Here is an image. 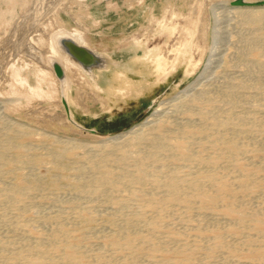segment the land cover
Returning a JSON list of instances; mask_svg holds the SVG:
<instances>
[{"label":"rangeland","instance_id":"374dc122","mask_svg":"<svg viewBox=\"0 0 264 264\" xmlns=\"http://www.w3.org/2000/svg\"><path fill=\"white\" fill-rule=\"evenodd\" d=\"M232 1L234 0H205V3L209 4L206 14L208 23L205 45L207 47L212 45L214 49L212 52L209 49L203 52L196 50L197 58L195 57L194 60L197 62L195 61L194 66H188L187 60L180 56L181 63H178L176 70L163 81H159L161 73L156 72L148 62L140 63L134 60L137 55L142 54V51L134 48L132 38L146 27L150 15L160 18L167 5H176L182 12H187L189 0L66 2L69 7V18L64 19V27L72 30L78 22L86 32V38L92 46L90 49L106 56L110 62L106 71L96 69L91 73H85L81 70L90 82L89 78H92L103 88L102 92L86 88L82 95V103L89 107L88 112L83 108L67 105L71 118L81 125L82 129L67 120L65 106L59 99L60 81L53 71L35 65L29 66L27 63L16 64L17 61L13 62L14 59L9 54L8 48H5L4 42L10 29L9 23L13 20L11 17L9 19L8 15L12 14L13 17L23 13L30 0H0V150H2L0 154L3 155V158H0V175L5 174L0 176V192H2L0 193V248L4 249H0L1 264H11V260L12 264L15 262L23 264L24 255L38 257L46 253L43 260L45 264H155L167 257L171 259V264H264V260L261 261L264 259V239L255 228L256 222H254L264 217V46L259 40L264 37V20L254 22L243 18L244 21L236 13L229 12ZM216 8L217 11H214ZM159 39L161 43L167 42V33L158 35L157 41ZM257 51L262 55L256 56ZM5 54L8 56L7 61L10 60V65H7L9 68L4 65ZM186 57L188 58L189 55ZM251 63L254 66L250 67ZM116 71L123 72L134 86L128 97H121L114 91V88L123 85V81L116 78ZM192 83L194 89L192 88L187 96L180 98H183L181 101L184 103L176 105V108L181 105L179 108L175 109V104L167 106L168 108L165 106L166 109L163 108L152 118L154 121H151L150 125L137 131L149 134V137L159 133L166 135V139L169 137L167 142L171 143L173 139L184 136L180 142L189 145H187L189 155L174 159L175 157L168 156L171 154L169 150L168 152L163 150L164 153L162 151L157 154L159 156L157 161L143 160L150 177L143 180V183L135 184L131 179L138 173L135 170L136 166L133 167L135 165L133 161L141 160L151 150L152 144L149 145L150 142L144 140L130 145L129 142L124 141L134 134L126 135L128 139L124 137L125 140L121 139L119 144H126V149L129 147L127 150L131 160L124 165L116 158L117 152L110 153L109 146L103 149L104 145L95 142L96 138L110 137L135 127L162 101L167 103L173 100ZM111 86L113 88L109 89ZM75 87L71 85L70 97H76ZM231 90L235 92L234 95L241 97L234 98L233 95L229 99L227 94ZM200 92H205L204 101L208 102H204L203 109L185 102L193 96V93L197 95L195 93ZM221 99L225 102L222 103ZM210 100L212 103L209 102ZM213 100L221 103H214ZM226 100L230 101V104L229 102L227 104ZM234 100H237V103H234ZM184 105L191 110L184 108L186 107ZM216 108L220 110L217 111ZM201 112L207 113L202 115ZM209 112H213L212 114L217 117ZM60 114L62 117L59 116ZM213 117L220 122H216ZM227 118L233 120V123L229 124L231 127L222 126V121ZM215 123L219 126H215ZM89 129L95 132H90ZM187 132L188 134H185ZM216 136L219 137L216 139ZM60 140L67 142L63 145L64 142ZM153 144L157 146L159 143ZM82 145L85 147L82 148ZM133 146H136L138 152ZM233 146L237 148L235 153L230 152ZM57 148L61 151L59 152ZM97 148H101V151ZM85 154L88 158H84ZM103 157H106L104 163L106 167L94 168L93 161L99 162ZM102 170L110 171V184L96 181L100 179ZM169 180L178 182L184 188H181L183 191L180 196L178 195L177 201L171 204L166 202L169 194L165 182ZM194 181H200L201 185L198 191L195 190L196 194L192 188ZM243 181L248 185L242 186ZM160 182L162 185H159ZM221 182L230 192L220 194L214 205L202 203L201 197L204 192L208 195L215 194V186ZM7 188L14 189L15 193L8 195ZM96 188L100 190H94ZM23 190L25 192L27 190L26 194ZM197 192L201 193L200 196ZM29 194L31 197L28 198ZM230 204L232 208L234 207L232 209L234 213L227 206ZM158 217L159 222H157ZM155 219L158 226L149 228L148 222ZM131 222L133 223L130 224ZM129 224L135 225L132 226L133 229ZM131 229L132 234V231H129ZM134 230L137 233H134ZM129 235L143 237L145 241H137L140 245L136 242L131 249L124 246L117 248L110 244L114 239L122 243L130 237ZM216 235H219L218 240ZM135 237L130 238L135 239ZM66 246H70L69 248L74 252L72 261L64 258V251L69 249ZM136 247L138 248L135 249ZM252 249L259 250L262 256L259 259L254 258V261L251 260ZM133 258L137 262L132 260Z\"/></svg>","mask_w":264,"mask_h":264},{"label":"bare ground","instance_id":"6f19581e","mask_svg":"<svg viewBox=\"0 0 264 264\" xmlns=\"http://www.w3.org/2000/svg\"><path fill=\"white\" fill-rule=\"evenodd\" d=\"M68 1H72V0H30L28 6L25 8V10L23 11V13H21L20 15L18 16H13L12 17V14L8 15V18L10 19H13L10 23H9V32H8V38L6 37V41L4 42V45H5V48H8L9 50V54H11L12 56V59H14L13 62H16V64H21V63H27L29 66H38L40 68H44V69H50L51 71H53V73L55 74V76L59 79L60 81V98L61 100L65 103V104H72V105H75L76 107L78 108H83L85 112H88V108L86 107V104L82 103L83 99H82V95L83 93H85L86 91V88H90L92 90H94L95 92H102L103 91V88L100 87L98 85V83L92 79V78H89L91 79V82L87 79L86 76H84V74L82 73L81 70L85 71V73H91V70L88 69V68H83L82 65L77 61L75 60L71 54L67 51V48L65 46V44L63 43L64 40H70L72 42H74L75 44L77 45H80L86 49H89L91 51H94L92 49H90L92 46L90 44V42L87 40L86 38V32L84 31V28L81 27L79 25L78 22H76V27H73L72 30H69L67 28H65V24H64V19L65 18H69V7H67L68 5L66 4V2ZM235 1V0H234ZM246 1V0H245ZM230 2V1H229ZM233 2V1H232ZM65 3V5H64ZM246 3H250V2H247ZM220 4V3H219ZM188 11L187 12H182L179 7H177L176 5L174 6H171V5H167L161 15L160 18L156 17L155 15H150V18L148 20V23L146 25V27L142 28L141 31L138 33V34H135V36L132 38V44L134 46V48H137V49H141L142 51V54L140 56H136L134 58L135 61L137 62H140V63H149L150 65H152L155 69L156 72H159L161 73V76L159 77V81H163L167 78V76L171 73H173L176 68L178 67V63H181L179 61V57L181 56L183 59H186L187 62H188V66H194L196 65V62L197 60H194V58L196 57L195 55V52H197L198 50L200 51H204L206 49H209L210 52H212V50L214 49V47L211 45L210 47H207L205 45V38H206V35H207V21H206V18H207V7L209 4L205 3V0H189L188 2ZM215 7V6H214ZM213 7V8H214ZM264 7H261V6H248V5H236V6H229V12H232V13H236L237 15H239L242 19L244 18L245 20H249V21H254V22H261L262 20H264ZM213 11V10H212ZM214 11H217V8L216 10ZM215 13V12H214ZM234 16V15H233ZM238 16V17H239ZM73 18V17H72ZM240 19V18H239ZM243 19V20H244ZM236 20V19H235ZM244 20V21H245ZM242 21V20H241ZM257 26V25H256ZM262 26V25H261ZM261 29V28H259ZM163 33H167L168 35V39L166 40L167 42H163L161 43V39H159L157 41V37L158 35H162ZM261 37V36H260ZM259 37V38H260ZM258 38V37H256ZM255 38V39H256ZM258 38V39H259ZM252 39V38H251ZM250 39V40H251ZM257 39V41H258ZM261 44H263L264 46V37H261V39H259ZM254 42V41H253ZM252 42V43H253ZM259 44V45H261ZM254 45V44H253ZM257 46V45H255ZM258 47V46H257ZM253 48V47H252ZM197 50V51H196ZM260 51H262L260 49ZM258 53V51H257ZM263 53V52H262ZM261 53H258V55L256 56H261L259 55ZM189 55V57L187 58L186 56ZM197 55H199L197 53ZM7 55L5 54V58H4V61H5V67H8L10 64V60L7 61ZM197 58V57H196ZM11 59V60H12ZM264 59V58H263ZM183 61V60H182ZM196 61V62H195ZM252 62V61H251ZM253 62H254V59H253ZM248 63V62H247ZM258 63V62H257ZM262 63V62H261ZM15 64V65H16ZM3 65V66H4ZM8 65V66H7ZM252 65L254 66L253 63H251L250 67H252ZM259 66V65H258ZM9 68V67H8ZM255 68V67H254ZM258 68V67H257ZM260 68V67H259ZM264 68V67H263ZM250 69V68H249ZM256 69V68H255ZM9 70V69H8ZM251 70V69H250ZM254 70V69H253ZM257 70V69H256ZM256 70L254 71L256 73ZM261 70V69H260ZM264 70V69H263ZM252 71V70H251ZM259 71V70H258ZM250 72V71H249ZM253 72V71H252ZM116 78L117 79H120L121 81H123V85L118 86L116 88H114V91H116V93L118 95H120L121 97H128L127 95H129L134 86L132 85V83L128 80V78L124 75L123 72H119V71H116ZM264 73V72H263ZM163 74V76H162ZM261 74V73H260ZM257 75V74H255ZM264 75V74H263ZM89 76V75H88ZM251 76H254V75H251ZM259 76V74H258ZM91 77V76H90ZM248 79V78H247ZM259 79V78H258ZM262 79V78H261ZM251 80V79H250ZM245 83V81L243 82ZM242 83V84H243ZM256 83V82H255ZM241 84V83H240ZM238 84V85H240ZM248 84V83H247ZM250 84V83H249ZM71 85H75L76 87V97H70V89H71ZM193 83L190 84L189 86H187L182 92L181 94L174 98L173 100L165 103L164 101H162L158 107L155 108V110L146 118L144 119L141 123H139L138 125H135V127L123 132V133H120V134H115L113 136H110V137H103V138H99L95 141V142H98L100 144H103L104 145V148L103 149H106V147H111L110 149V153L112 151L114 152H117L116 154L118 155L116 158L118 159V161L121 163V164H124L126 165V163L131 160L130 158V153L129 151L127 150L129 147H125L126 144H119L120 143V140L123 139L125 137V139L127 138L128 139V134H134L133 136H131V138H129L128 140L124 141V142H129L130 145H135V144H138L139 142H144V140H147L149 141V145L152 144L150 147H151V150L149 152H147L144 157H142L141 160L137 159L133 162H135L134 166H136V169L137 170V175L136 177L132 178L131 181L134 182L135 181V184H138V183H143V180H145L146 178H149V174L147 172V167L144 166V161L143 160H146V161H157L158 157L157 154L160 152H162L163 150H165L166 152H168L167 150H169L171 152V154L168 156H173L175 157L174 159H177V158H180V157H185V156H188V147L187 145L188 144H184V143H181L180 142V139L183 138V137H179V138H176V139H173V143L171 142H167V139L169 140V137L166 139V135H161L160 133L159 134H152L151 137H149L148 135L149 134H143V133H138L140 130H143L146 126V125H150L149 123H151V121H154L152 118L155 117L156 115H158V112H161L163 108H165V106H169L170 105H174L175 104V109L179 108L177 107L176 108V105H178L179 103L183 104L184 102L181 101L182 99H180L182 96H187L189 93L190 90H192V88L194 86ZM246 85V84H245ZM244 85V87H246ZM228 86H230L228 84ZM235 86V85H234ZM256 86H259V85H256ZM233 87V86H232ZM262 87V86H261ZM113 87L111 86L109 89H112ZM247 88V87H246ZM250 88V86H249ZM252 88V87H251ZM259 88V87H258ZM194 89V88H193ZM229 89V88H228ZM232 89V88H231ZM241 90V89H240ZM257 90V89H256ZM262 90V89H261ZM202 91V89L200 90ZM227 91V90H226ZM263 91V90H262ZM261 91V92H262ZM194 92V91H193ZM199 92V90H198ZM223 93V92H222ZM221 93V94H222ZM235 92H232L229 91V93L227 94V96L229 97L230 99V96H233ZM264 93V92H263ZM263 93H261L263 95ZM197 95H194L193 93V96H191V98L189 99H185L184 101L189 104H192L194 106H197V107H201L200 109H203L202 106L203 104H205L204 102H207V101H204L205 98H204V95H205V92H200V93H195ZM207 94V93H206ZM212 94V93H211ZM259 94V93H258ZM260 94V95H261ZM191 95V94H190ZM208 96V95H207ZM220 96V95H219ZM223 96V95H222ZM225 96V97H227ZM235 97L234 98H238V96L240 95H234ZM210 97V96H209ZM213 97V96H212ZM211 97V98H212ZM241 97V96H240ZM256 97V96H255ZM187 98V97H186ZM180 99V100H179ZM220 99V98H219ZM241 99V98H240ZM84 100H85V97H84ZM87 100V99H86ZM215 100L216 97H215ZM179 101V102H178ZM219 101V100H218ZM222 101V99H221ZM220 102H217V101H214L213 102L215 103H221ZM224 101V100H223ZM222 101V103H223ZM227 104L229 102L230 104V101L226 100ZM235 101V100H234ZM237 101V100H236ZM234 102V103H237V102ZM240 101V100H239ZM62 102V103H63ZM104 102V101H103ZM102 102V105H104V103ZM173 102V103H172ZM211 102V100L209 101ZM225 102V101H224ZM231 102H233V100H231ZM208 103V102H207ZM212 103V102H211ZM256 103V102H255ZM233 104V103H231ZM222 105V104H221ZM219 105V106H221ZM186 106V105H184ZM191 106V105H190ZM211 107H215V106H211ZM260 107V106H259ZM168 108V107H167ZM184 108H188V106L184 107ZM190 108V107H189ZM188 110H191L189 109ZM193 108V107H192ZM166 109V108H165ZM211 109V108H210ZM217 111L220 110L218 108H216ZM186 110V112L188 111ZM196 110V109H194ZM212 110V109H211ZM214 110V109H213ZM228 110V109H227ZM65 114H66V117H67V120L71 121V114H70V111L66 110V105H65ZM177 111V110H176ZM200 111V110H199ZM216 111V112H217ZM231 111V110H230ZM191 112V111H190ZM196 112V111H195ZM208 112V111H207ZM206 112V113H207ZM215 112V111H213ZM213 112H209L211 115H214L212 114ZM223 112V111H222ZM192 113V112H191ZM202 115H204L203 113L205 112H201ZM205 113V114H206ZM227 113V112H226ZM230 113V112H228ZM227 113V114H228ZM161 114V113H159ZM209 115V114H207ZM210 115V116H211ZM218 115V114H217ZM231 115V113L229 114ZM234 116V114H232ZM231 115V116H232ZM59 116L62 117V114H60ZM215 117H217L216 115H214ZM232 116V117H233ZM215 117H213L212 119H214ZM56 119V118H55ZM211 119V118H210ZM209 119V120H210ZM219 119V118H218ZM239 119V118H238ZM161 120V119H160ZM171 120V119H170ZM169 120V121H170ZM217 121V118L214 119ZM220 120V119H219ZM223 120V119H222ZM235 120V119H234ZM250 120V119H249ZM53 121H54V118H53ZM166 121V119H165ZM172 121V120H171ZM174 121V120H173ZM212 121V120H211ZM233 120H231L230 118H227L225 119L223 122V125L222 126H228V127H231L229 126V124H231ZM241 121V119H240ZM237 120V122H240ZM220 122V121H219ZM218 122V123H219ZM154 123V122H153ZM166 123V122H165ZM164 123V124H165ZM169 123V122H168ZM233 123V122H232ZM236 123V121H235ZM244 123V122H243ZM242 123V124H243ZM163 124V123H162ZM188 124V123H187ZM210 124V123H209ZM246 124V122H245ZM249 124V123H248ZM157 125V124H156ZM236 125V124H235ZM158 128H159V125H157ZM214 126V125H213ZM215 126L216 123H215ZM219 126V125H218ZM217 126V127H218ZM220 126H221V123H220ZM238 126V125H237ZM250 126V125H249ZM144 127V128H143ZM149 127V126H148ZM161 127V126H160ZM240 127V126H239ZM244 127V125H243ZM24 128V127H23ZM157 128V127H156ZM157 128V129H158ZM162 128H165L162 126ZM171 128V127H170ZM194 128V127H193ZM199 128V127H198ZM197 128V129H198ZM204 128V127H203ZM202 128V129H203ZM241 128V127H240ZM246 128V127H245ZM245 128L243 130H245ZM248 128V127H247ZM140 129V130H139ZM151 129V128H149ZM153 129V128H152ZM161 129V128H160ZM159 129V130H160ZM174 129V128H173ZM214 129V128H213ZM235 129V128H234ZM242 129V128H241ZM250 129V127L248 128ZM156 130V129H155ZM171 130V129H170ZM178 131H180L179 129H177ZM207 130V129H206ZM252 130V129H251ZM255 129H253L252 131H254ZM138 131V132H137ZM150 131V130H149ZM168 131V130H167ZM166 131V132H167ZM182 131V130H181ZM197 131V130H195ZM199 131V130H198ZM205 131V129H204ZM221 131V130H220ZM247 131V130H246ZM157 132V131H156ZM200 132V131H199ZM206 132V131H205ZM204 132V133H205ZM217 132V131H216ZM236 132V131H235ZM11 133V132H10ZM42 133V132H41ZM146 133V132H145ZM152 133V131H151ZM195 133V132H194ZM193 133V134H194ZM198 133V132H196ZM203 133V132H202ZM203 133V134H204ZM215 133V132H214ZM237 133V132H236ZM240 133V132H239ZM167 134V133H165ZM185 134H188L185 133ZM202 134V135H203ZM206 134V133H205ZM220 134V133H219ZM218 134V135H219ZM26 135V134H25ZM47 135V134H46ZM127 135V136H126ZM161 135V136H160ZM169 135V134H168ZM179 135V134H178ZM191 135V134H190ZM198 135V134H197ZM221 135V134H220ZM231 135V133H230ZM175 136L177 137V134H175ZM25 137V136H24ZM207 137V135H206ZM219 137V136H218ZM216 136V139L218 138ZM189 138V137H188ZM194 138V137H193ZM230 138V137H229ZM123 139V140H125ZM206 139V138H205ZM215 139V140H216ZM223 139V138H222ZM122 140V141H123ZM186 140V139H185ZM224 140V139H223ZM56 141V140H55ZM60 141H63L61 142L63 145H65V142L67 141H64V140H60ZM70 141V140H68ZM170 141H172L170 139ZM201 141V140H200ZM217 141V140H216ZM71 142V141H70ZM74 142V141H73ZM78 142V141H77ZM92 142V141H91ZM146 142V141H145ZM155 142H158L159 144L156 146L154 145L153 143ZM188 142V140H187ZM223 142V141H221ZM59 143V142H58ZM76 143V142H75ZM80 143V142H78ZM189 143V142H188ZM7 144V143H6ZM92 144V143H91ZM90 144V145H91ZM143 144V143H142ZM218 144V143H217ZM11 145V144H10ZM69 145V144H68ZM99 145V144H98ZM192 145V144H191ZM224 145V144H223ZM72 146V145H71ZM75 146V145H74ZM84 145H82V148H83ZM96 145L94 144V147ZM129 146V144L127 145ZM160 146V148L158 147ZM189 146V145H188ZM258 146V145H257ZM68 148V146H66ZM85 147V146H84ZM92 147V146H91ZM101 147V145H100ZM125 147V148H124ZM132 147V146H130ZM134 147V146H133ZM249 147V146H247ZM10 148V147H9ZM14 148V147H13ZM87 148V147H86ZM136 148V146L134 147ZM229 148V147H228ZM58 149V148H57ZM94 149V148H93ZM96 149V148H95ZM98 150H100L101 148H97ZM137 149V148H136ZM191 149V148H190ZM59 150V149H58ZM65 150V149H64ZM81 150V149H80ZM83 150V149H82ZM85 150V149H84ZM88 150V148H87ZM144 150V149H142ZM213 150V149H212ZM220 150V149H219ZM230 152L232 153H235L237 148L235 146L231 147L230 148ZM2 151V150H0ZM61 151V149L59 150V152ZM95 151V150H94ZM97 151V150H96ZM101 151V150H100ZM103 152L104 151H107V150H102ZM222 151V150H221ZM253 151V150H252ZM89 152V151H88ZM137 152H138V149H137ZM169 152V153H170ZM5 153V152H4ZM10 153V152H9ZM65 153V152H64ZM96 153V152H95ZM159 153V154H160ZM164 153V151H163ZM205 153V152H204ZM215 153V152H214ZM87 154V153H86ZM85 154V157L84 158H88L86 156L90 155V152L88 153V155ZM97 154V153H96ZM109 154V153H108ZM107 154V155H108ZM167 154V153H166ZM188 154V155H187ZM55 155V154H54ZM58 155V154H57ZM81 155V154H80ZM84 155V154H83ZM98 155V154H97ZM102 155V154H101ZM113 155V154H112ZM111 155V156H112ZM206 155V153H205ZM227 155V154H226ZM232 155V154H231ZM230 155V156H231ZM94 156V153L93 155H91V157ZM96 156V155H95ZM100 156V155H99ZM103 156H104V153H103ZM109 156V155H108ZM107 156V157H108ZM110 156V157H111ZM138 156V154H137ZM136 156V157H137ZM142 156V154H141ZM161 156V155H160ZM167 156V155H166ZM165 156V158H166ZM167 156V157H168ZM195 156V155H194ZM234 156V155H233ZM42 157V156H41ZM44 157V156H43ZM98 157V156H96ZM171 157V158H173ZM205 157V156H204ZM0 158L2 159L3 158V155L0 154ZM18 158V157H17ZM21 158V157H20ZM31 158V157H30ZM90 158V157H89ZM93 158V157H92ZM99 158V157H98ZM109 158V157H108ZM26 159V158H25ZM28 159V158H27ZM52 159V158H51ZM96 159V158H95ZM164 159V158H163ZM228 159V156L227 158ZM225 159V160H226ZM37 160V159H36ZM87 160V159H86ZM90 160V159H89ZM92 160V159H91ZM94 160V159H93ZM108 160V159H107ZM23 161V160H22ZM110 161V160H109ZM111 161H112V158H111ZM117 161V160H116ZM159 161V160H158ZM33 162V161H32ZM56 162V161H55ZM89 162V161H88ZM91 162V161H90ZM94 162V165L93 167L94 168H100L102 169L103 166L106 167L104 165V163L106 162V157H103L99 162H97V160L93 161ZM97 162V163H95ZM118 162V163H119ZM27 163V162H26ZM29 163V162H28ZM119 163V164H120ZM4 164V163H3ZM6 164V163H5ZM35 164V162H34ZM38 164V163H37ZM54 164V163H52ZM108 164V162H107ZM110 164V163H109ZM129 164V163H128ZM147 164V163H146ZM9 165V164H8ZM11 165V164H10ZM36 165V164H35ZM199 165V164H198ZM5 166V165H4ZM91 166V165H90ZM161 166V165H160ZM165 166V165H164ZM1 167V166H0ZM81 167V166H80ZM91 167V168H93ZM116 167V166H115ZM122 167V166H121ZM159 167V166H158ZM192 167V166H191ZM79 168V167H78ZM123 168V167H122ZM175 168V167H174ZM186 168V167H185ZM194 168V167H193ZM217 168V167H216ZM7 169V168H6ZM36 169V168H35ZM62 169V168H61ZM88 169H90L88 167ZM111 169V168H110ZM108 169V170H110ZM169 169V167L167 168ZM63 170V169H62ZM92 170V169H90ZM99 170V169H98ZM107 170V171H108ZM112 172H113V169H111ZM110 170V171H111ZM174 170V169H173ZM179 170V169H178ZM59 171V170H58ZM109 171V172H110ZM200 171V169H199ZM109 172H106V171H103L100 172L101 174V177L100 179L96 180L98 181L99 183L101 182L102 184L104 182H107V184H110V173ZM123 172V171H122ZM152 172V171H151ZM196 172V171H195ZM202 172V171H201ZM8 173V172H7ZM164 172H162V175H163ZM190 173V172H189ZM199 173V172H198ZM203 173V172H202ZM4 174V173H2ZM1 174V175H2ZM122 174V173H121ZM124 174V173H123ZM201 174V173H200ZM0 175V176H1ZM5 175V174H4ZM155 175V174H154ZM3 176V175H2ZM86 176V175H85ZM95 176V175H94ZM115 176V175H114ZM131 176V175H129ZM149 176V177H148ZM157 176H159V174L157 173ZM153 177V178H158V177ZM120 177V176H119ZM133 177V176H132ZM190 177H192V175H190ZM238 177V176H237ZM57 178V177H56ZM76 178V177H75ZM163 178V177H162ZM211 178V177H210ZM96 179V178H95ZM102 179V180H101ZM128 179V178H127ZM246 179V178H245ZM84 180V179H83ZM129 180V179H128ZM127 180V181H128ZM152 180V179H151ZM160 180V179H158ZM18 181V180H17ZM21 180H19L18 182H20ZM76 181V180H74ZM130 181V182H131ZM147 181V180H146ZM154 181V180H152ZM178 181V180H177ZM188 181V180H187ZM22 182V181H21ZM126 182V181H125ZM129 182V181H128ZM156 182V181H155ZM154 182V183H155ZM162 182V181H161ZM160 182L159 185H162V183ZM190 182V181H188ZM24 183V182H23ZM111 183H113L111 181ZM165 187L167 188V192L169 194V197H167L168 199L166 200L167 203H170L171 202H174V201H177V199L179 198L180 194H182L181 192L183 190H181L182 186L178 183V182H173L171 180H169L168 182L166 181L165 182ZM182 183V182H181ZM186 183V182H185ZM184 183V184H185ZM247 182L243 181L241 183L242 186L244 185H248V183L246 184ZM9 184V183H8ZM7 184V185H8ZM37 184V183H36ZM80 184V183H79ZM101 184V186H102ZM114 184V183H113ZM132 184V183H131ZM148 184V183H147ZM157 184V182L155 183ZM183 184V183H182ZM88 185V184H87ZM97 185V184H96ZM100 185V184H99ZM120 185V184H119ZM158 185V186H159ZM164 185V184H163ZM190 185V184H189ZM113 186V185H112ZM111 186V187H112ZM200 181L197 182V181H194L192 183V188H193V192L195 193V190L199 189L200 188ZM218 186V187H216ZM215 186V190H216V193L212 194V195H208L206 194V192H204L205 194H203V196L201 197V202L204 203L205 205H214L215 202L217 201L218 197L220 196V194L222 193H226V192H230L229 188L223 184V182L219 183V185H216ZM240 186V187H242ZM11 187V186H10ZM37 187V186H36ZM97 187V186H96ZM114 187V186H113ZM245 187V186H244ZM27 189V187H25ZM28 188H32V187H28ZM82 188V187H80ZM143 188V187H141ZM208 188V187H207ZM8 189V188H7ZM23 189V187H22ZM37 189V188H36ZM39 189V188H38ZM91 189V188H90ZM184 189V188H182ZM204 189V188H203ZM239 189V188H238ZM9 191V194L8 195H11L13 192L15 193V190H10L8 189ZM21 190V189H20ZM25 190V189H24ZM23 190V191H24ZM93 190V189H92ZM91 190V191H92ZM96 191L100 190V189H94ZM205 190V189H204ZM245 190V189H244ZM6 191V190H4ZM11 191V192H10ZM19 191V190H18ZM37 191V190H36ZM113 191V190H112ZM198 191V190H197ZM25 192V191H24ZM27 192V190H26ZM25 192V194H26ZM32 192V191H31ZM30 192V193H31ZM93 192V191H92ZM191 192V191H190ZM201 192V191H200ZM198 193L197 195L201 194V193ZM208 192V191H207ZM2 193V192H0ZM5 193V192H4ZM20 193V191H19ZM192 193V192H191ZM212 193V192H211ZM146 194V193H145ZM187 194V193H186ZM196 194V193H195ZM3 195V194H2ZM179 195V196H178ZM5 196V195H3ZM185 196V195H184ZM191 196V195H190ZM200 196V195H199ZM227 196V195H225ZM230 196V195H228ZM28 198L31 197L30 194L27 196ZM194 197V196H193ZM197 197V196H196ZM224 197V196H223ZM232 197V195H231ZM234 197V196H233ZM8 197L6 196L5 199H7ZM163 198V197H162ZM189 198V197H188ZM199 198V197H198ZM12 199V198H11ZM15 199V198H14ZM19 199V198H18ZM32 199V198H31ZM30 199V200H31ZM129 200V199H128ZM189 200V199H188ZM195 200V199H194ZM229 200V198H228ZM12 201V200H11ZM165 201V200H164ZM14 202V201H13ZM185 202V201H184ZM219 202V201H218ZM217 203V202H216ZM238 203V202H237ZM16 204V203H15ZM145 204V203H144ZM169 205V204H168ZM224 205V204H223ZM21 206H24V205H21ZM20 206V207H21ZM225 206V205H224ZM229 210L231 212L234 213V211H232V208L231 207V204L230 206L227 205ZM226 207V206H225ZM18 209V208H17ZM180 209V208H179ZM189 209V208H188ZM190 210V209H189ZM235 210V209H234ZM121 211V210H120ZM163 211V210H162ZM18 212H21V211H18ZM250 212V211H249ZM158 213V212H157ZM236 213V212H235ZM240 214V213H239ZM19 215V214H18ZM158 215V214H157ZM167 215V214H165ZM245 215V214H244ZM243 215V216H244ZM259 215V214H258ZM263 215V214H262ZM6 216V215H5ZM162 216V215H161ZM254 216V215H253ZM184 218V217H183ZM182 218V219H183ZM253 218V217H252ZM241 219V218H240ZM239 219V221H240ZM254 219V218H253ZM128 220V219H127ZM159 222V217L157 219ZM243 220V219H241ZM11 221V220H10ZM133 221V220H132ZM59 222V221H58ZM130 222V220H129ZM135 222V221H134ZM137 222V221H136ZM240 222H243V221H240ZM256 222V229L262 234V237L264 239V217H261L259 219H257V221H254ZM11 223V222H10ZM128 223V221H127ZM133 222H131L130 224H132ZM146 223V222H145ZM150 227L149 228H154L155 226H158L156 225V219L155 221H150L148 222ZM147 223V224H148ZM129 224V225H130ZM140 224V223H139ZM137 224V225H139ZM11 225V224H10ZM13 225V224H12ZM141 225H146V224H141ZM219 225V224H218ZM245 225V224H244ZM242 225V226H244ZM125 226H128V225H125ZM124 226V228H125ZM131 227L132 226H135V225H130ZM129 226V227H130ZM128 227V229H129ZM139 227V226H138ZM221 227V226H220ZM123 228V227H122ZM136 228V227H135ZM134 228V229H135ZM126 229V228H125ZM133 229V227H132ZM129 230L131 232V234L133 233V230ZM21 230V229H20ZM123 230V229H122ZM140 230V229H139ZM148 230V229H147ZM256 230V231H257ZM19 231V230H18ZM124 231V230H123ZM68 232V231H67ZM126 232V231H125ZM128 232V231H127ZM136 231L134 230V233ZM17 233V232H16ZM26 233V232H25ZM137 233V232H136ZM129 234V233H127ZM68 235V233H67ZM122 235V234H121ZM127 236V235H126ZM125 236V237H126ZM130 237H135V235H129ZM141 236V235H140ZM217 236V240L219 239V235H216ZM51 237V236H50ZM121 237V236H120ZM124 237V236H123ZM126 238L124 240V242L120 243V240H113L110 244H112L114 247H127V248H132L134 246V243H136L137 241H145L143 237H135V239L133 238ZM260 237V236H259ZM261 237V238H262ZM49 238V237H48ZM53 238V237H52ZM222 238V237H221ZM56 239V238H54ZM59 239V238H58ZM35 240V239H34ZM224 240V239H223ZM221 241V239H220ZM219 241V242H220ZM9 242V241H8ZM11 242V241H10ZM22 242V241H21ZM35 242V241H34ZM52 242V241H50ZM57 242V241H56ZM55 242V243H56ZM139 242H137V244H139ZM158 242V241H157ZM228 242V241H227ZM5 243V242H4ZM59 243V242H58ZM233 243V242H232ZM10 244V243H9ZM29 244V243H28ZM41 244V242H40ZM42 244H44V241L42 242ZM135 244V245H137ZM223 244V243H221ZM236 244V243H235ZM19 245V244H18ZM32 245V244H31ZM49 245V244H48ZM48 245H45V246H48ZM140 245V244H139ZM155 245V244H154ZM159 245V244H158ZM157 245V246H158ZM219 245V244H218ZM234 245V244H233ZM263 245V244H262ZM37 246V245H36ZM54 246V245H53ZM52 246V247H53ZM76 246V245H75ZM80 246V245H79ZM111 246V245H109ZM224 246V245H223ZM226 246V245H225ZM231 246V245H230ZM229 246V247H230ZM252 246V245H251ZM43 247V245H42ZM41 247V249H42ZM57 247V246H56ZM58 247H61L58 245ZM65 247V246H64ZM67 247V246H66ZM70 247V246H69ZM67 247V248H69ZM161 247V246H160ZM190 247V246H189ZM227 247V246H226ZM233 247V246H232ZM250 247V246H248ZM254 247V246H253ZM252 247V248H253ZM29 248V247H28ZM50 248V247H49ZM48 248V249H49ZM63 248V247H62ZM61 248V249H62ZM138 247H136L135 249H137ZM159 248V247H158ZM255 248V247H254ZM262 248V247H261ZM1 249V248H0ZM30 249V248H29ZM40 249V248H39ZM46 249V248H44ZM51 249V248H50ZM72 249V248H71ZM70 248L66 251H64L65 253H63L64 255V258H66L67 260H70L72 261L73 260V251L71 250ZM229 249V248H228ZM232 249V248H231ZM257 249V248H256ZM1 250H4V249H1ZM54 250V249H53ZM63 250V249H62ZM75 250V248H74ZM181 250V249H180ZM253 250V249H252ZM255 250V249H254ZM252 251L251 254H250V258H252L251 260L254 261V258H260L262 256V253L257 250V251ZM24 251V250H23ZM43 251V249H42ZM45 251V250H44ZM59 251V250H58ZM104 251V250H103ZM117 251V250H116ZM121 251V250H119ZM21 252V251H20ZM27 251L25 250V253ZM31 252V251H29ZM47 252V250H46ZM50 252H52L50 250ZM76 252V251H75ZM107 252V251H106ZM178 252V251H176ZM7 253V252H6ZM10 253V252H9ZM33 253V251H32ZM42 253V252H40ZM180 253H184V252H180ZM4 254V253H3ZM8 254V253H7ZM22 254V253H21ZM30 254V253H29ZM36 254H39V253H36ZM51 254V253H50ZM176 254V253H175ZM6 255V254H5ZM33 255H35L33 253ZM41 255V254H40ZM47 255V253L45 254ZM45 255H41V256H38V257H33L32 255H30V257L28 255H24L22 258V261H23V264H45L43 263V260ZM49 255V254H48ZM52 255V254H51ZM15 256V255H14ZM22 256V255H20ZM28 256V257H27ZM32 256V257H31ZM36 256V255H35ZM76 256V254H75ZM189 256V255H188ZM264 256V255H263ZM50 257V256H49ZM77 257V256H76ZM107 257V256H106ZM7 258V257H6ZM19 258V257H18ZM53 258V257H52ZM169 257L167 258H164V259H161L157 262H155V264H171V259H168ZM263 258V257H262ZM10 259V258H9ZM55 259V257L53 258ZM52 259V260H53ZM113 259V258H112ZM190 259V258H188ZM257 259V260H258ZM5 260V259H4ZM49 260V259H48ZM78 260V259H77ZM76 260V261H77ZM108 260V259H107ZM110 260V258H109ZM114 260V259H113ZM131 260V259H130ZM132 260H135L134 258ZM131 260V261H132ZM264 259H262L261 261H263ZM14 261H19V259L15 260ZM58 261V259H57ZM63 261V260H62ZM66 262V260H64ZM136 261V260H135ZM10 262V261H9ZM11 262L13 263V261L11 260ZM80 262V261H79ZM108 262V261H106ZM111 263V261H109ZM129 262V261H128ZM137 262V261H136ZM11 263V264H12ZM1 264V263H0ZM16 264V262L14 263ZM59 264V263H57ZM72 264V263H71ZM81 264V263H80ZM130 264V263H129ZM153 264V263H152Z\"/></svg>","mask_w":264,"mask_h":264},{"label":"water","instance_id":"95a60500","mask_svg":"<svg viewBox=\"0 0 264 264\" xmlns=\"http://www.w3.org/2000/svg\"><path fill=\"white\" fill-rule=\"evenodd\" d=\"M231 5L262 6L264 5V0H260L257 2L256 1L250 2V3H246L245 0H235L231 3ZM63 43L65 44L67 51L71 54V56L75 60H77L82 65L83 68H88L92 72L96 69H100V70L107 69L109 60L106 56L102 54H98L95 51L86 49L80 45L75 44L70 40H64ZM66 110L69 111L67 105H66ZM70 120L74 125L83 129V127L79 125L77 122H75L72 118ZM88 131L95 132L92 129H89Z\"/></svg>","mask_w":264,"mask_h":264},{"label":"crops","instance_id":"0c3cea01","mask_svg":"<svg viewBox=\"0 0 264 264\" xmlns=\"http://www.w3.org/2000/svg\"><path fill=\"white\" fill-rule=\"evenodd\" d=\"M110 63V62H109ZM110 65V64H109ZM108 65V66H109ZM102 71H106V69H104V70H102ZM60 99V101H61V98H59ZM63 104H64V102H63ZM66 105H69V104H66ZM72 105V104H71ZM64 106H65V104H64ZM75 106V105H74ZM76 107V106H75Z\"/></svg>","mask_w":264,"mask_h":264}]
</instances>
